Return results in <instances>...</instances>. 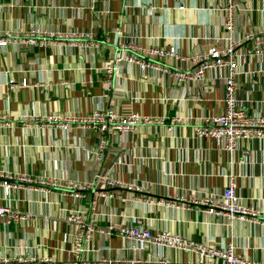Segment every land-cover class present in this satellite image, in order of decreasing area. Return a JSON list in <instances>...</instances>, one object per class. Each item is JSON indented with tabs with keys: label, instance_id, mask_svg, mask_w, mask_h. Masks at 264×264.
I'll use <instances>...</instances> for the list:
<instances>
[{
	"label": "crops",
	"instance_id": "crops-1",
	"mask_svg": "<svg viewBox=\"0 0 264 264\" xmlns=\"http://www.w3.org/2000/svg\"><path fill=\"white\" fill-rule=\"evenodd\" d=\"M238 5L233 40L251 30L264 34V0ZM224 19L222 0H0V34L16 36L0 53V115L6 116L0 169L33 180L17 182L7 198L0 188V202L27 215L9 226L0 221V264H205L193 252L135 245L117 230L94 231L77 254L78 228L68 216L78 209L98 228L133 224L215 248L232 243L238 256L264 264V129L260 139L240 141L233 152L195 134L203 117L222 111L218 76L224 74L177 82L165 68L193 66L170 57L156 60L163 68L124 63L109 74L103 68L120 44L174 46L184 56L223 47L227 40L214 37L224 33ZM32 27L91 36H50L42 44L37 37L30 44L22 39ZM250 47L244 40L237 51ZM9 80L27 86L10 87ZM236 83L248 112L264 117V55L241 59ZM102 106L164 122L138 124L114 139L79 121ZM101 135L107 143L99 160L94 150ZM99 173L120 184L96 183ZM230 173L240 203L257 215L226 219L205 212L200 200L220 196ZM213 264L224 263L217 258Z\"/></svg>",
	"mask_w": 264,
	"mask_h": 264
},
{
	"label": "built area",
	"instance_id": "built-area-1",
	"mask_svg": "<svg viewBox=\"0 0 264 264\" xmlns=\"http://www.w3.org/2000/svg\"><path fill=\"white\" fill-rule=\"evenodd\" d=\"M225 19L223 21V34L214 38L221 42L222 39L227 40V45L221 47L210 46L206 50L197 51L190 55H180L174 46L168 49L160 47L143 48L133 43L120 44L119 50L114 55L112 61L104 65L106 72L115 73L119 70L120 64L136 65L140 69L163 68L156 63L159 58H173L175 60H185L191 64L192 69L176 70L173 68H165L166 72L177 82L185 81L186 79L199 80L203 78L206 72H212L217 78V73L224 74L218 79L223 82V94L221 97L222 111L219 114L210 115L202 118L201 123L196 127L195 134L198 138H212L215 146L218 149L228 152L236 151L238 144L243 140L260 139L264 129V117L249 113L244 107L243 100L238 97L236 74L237 68L241 59L248 55H264V34L256 31H248L242 37L241 41L233 40L234 18L239 9L238 0H222ZM183 6H180L182 8ZM80 36L89 38V32H71L69 34H60L58 32H50L40 28H29L24 33V42L30 44H42L47 40V37L62 36ZM244 40L251 41L249 49H243L240 53L237 48L243 45ZM16 41V36L11 33L0 34V53L4 51L6 46ZM145 57L147 59H145ZM10 87L27 86V82L23 81L20 84H15L13 80L8 81ZM5 115H0V120H4ZM49 119H56L49 117ZM69 119V118H68ZM72 120V118H70ZM179 118L176 117V120ZM79 121L88 124L92 129L99 130L102 134L116 139L118 136L128 134L138 124H149L152 122H164V118H156L143 116L138 112L131 111L121 113L114 107L104 108L98 107L90 114L79 118ZM67 124V123H66ZM66 124H62L63 128H67ZM104 135H101V140L95 147V154L99 160H102L104 149L107 143ZM96 183H102L106 188H112L120 181L108 178L104 174L96 175ZM33 180L27 176L14 175L8 172H3L0 169V188L3 190V196L7 198L12 189L18 186L17 182L28 183ZM41 183L53 184L72 188V184L60 183L56 181H43ZM84 188L83 186H77ZM105 196L106 192H101ZM76 197L81 194L76 192ZM109 196L111 194H108ZM1 199V198H0ZM200 203L206 206L205 212L208 215H217L221 218L244 219L246 215L255 216L257 212L242 205L238 195V184L232 173L229 174L228 184L225 186L220 196L205 197L200 200ZM82 209H78L76 213L68 216V220L77 225L73 233L74 251L79 254L84 250L83 243L90 239V235L94 231H100L110 235L114 230L126 236L134 242L135 245L149 243L168 248L181 249L184 251L193 252L198 259L204 260L205 264H213L214 260L220 258L224 264H260L256 260L247 259L238 256L235 253L234 244L230 243L225 248H215L210 244L195 242L178 234H173L167 231L152 233L150 229L139 225H122L108 224L106 227L98 228L93 224L85 223L82 219ZM26 214H21L15 210L10 204L0 202V221L9 226L13 222L25 220ZM1 261V260H0ZM5 261V260H3ZM104 262H109L103 259Z\"/></svg>",
	"mask_w": 264,
	"mask_h": 264
}]
</instances>
